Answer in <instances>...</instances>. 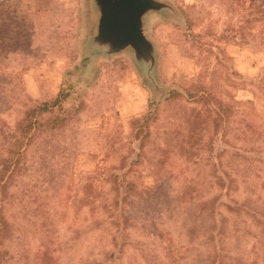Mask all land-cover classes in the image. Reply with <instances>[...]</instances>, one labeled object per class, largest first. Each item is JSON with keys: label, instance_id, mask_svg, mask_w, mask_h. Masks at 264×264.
I'll return each instance as SVG.
<instances>
[{"label": "rangeland", "instance_id": "rangeland-1", "mask_svg": "<svg viewBox=\"0 0 264 264\" xmlns=\"http://www.w3.org/2000/svg\"><path fill=\"white\" fill-rule=\"evenodd\" d=\"M15 1L30 34L0 59L2 129L60 91L73 114L0 193V264H264V0H142L140 37L104 20L117 0Z\"/></svg>", "mask_w": 264, "mask_h": 264}, {"label": "trees", "instance_id": "trees-1", "mask_svg": "<svg viewBox=\"0 0 264 264\" xmlns=\"http://www.w3.org/2000/svg\"><path fill=\"white\" fill-rule=\"evenodd\" d=\"M16 2H19V0L15 1V4H18ZM15 8L16 6H11V4L7 5L5 0H0V59L19 50L30 34L24 29V25L28 22V19L16 13L17 10ZM67 97L68 94L66 92L60 91L50 100L27 107L23 112V116L15 122L10 132H4L3 126L0 125L1 135L5 136L4 138L6 139L5 153L0 157V193L6 192V187L10 185L11 178L15 173L20 171V164L22 163L26 148L32 145L41 133L60 129L68 125L73 113L68 111L67 113L64 112L67 115L63 114L59 116L56 111V109L62 110V102ZM197 99L213 103L217 108L215 111L219 116L221 114L227 116L229 113L227 106L210 95L206 96L203 94V96ZM149 118H151L150 115L135 119L132 122L135 137L140 141L139 148L141 150L144 145V139L149 135ZM117 180L118 175L112 174L111 183L113 184L116 196L120 192ZM219 184H223L221 178H219ZM127 188L129 192L131 184ZM245 200L239 205H227V208L229 211L231 210L238 214L245 209ZM250 209L254 210L255 208L250 207ZM8 230L9 223L3 215V200L0 198V244L3 242ZM212 239L214 240L213 236ZM227 257L228 255L222 254L220 248L214 250V263L227 264V261H225Z\"/></svg>", "mask_w": 264, "mask_h": 264}, {"label": "water", "instance_id": "water-1", "mask_svg": "<svg viewBox=\"0 0 264 264\" xmlns=\"http://www.w3.org/2000/svg\"><path fill=\"white\" fill-rule=\"evenodd\" d=\"M118 7L108 6L106 8L105 21L112 20L117 27L124 31L133 32L140 37V28L137 15L144 7L142 0H117Z\"/></svg>", "mask_w": 264, "mask_h": 264}]
</instances>
